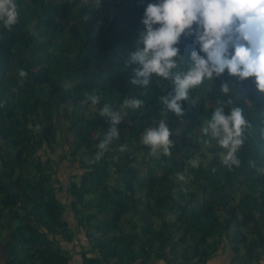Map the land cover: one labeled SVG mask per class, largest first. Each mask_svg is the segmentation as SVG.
Listing matches in <instances>:
<instances>
[{
	"label": "trees",
	"instance_id": "obj_1",
	"mask_svg": "<svg viewBox=\"0 0 264 264\" xmlns=\"http://www.w3.org/2000/svg\"><path fill=\"white\" fill-rule=\"evenodd\" d=\"M157 2L15 0L18 22H0L4 264H70L67 245L78 240L80 264H211L221 250L230 251L231 264H264V93L254 77L240 80L225 70L191 89L177 117L160 102L174 90L171 79L153 74L147 85L132 83L144 79L131 57L143 47L145 8ZM195 29L175 45L173 72L187 71L193 51L205 56ZM125 99L144 104L121 112ZM106 104L121 113L118 124L99 114ZM218 105L226 115L240 107L247 122L238 167L222 164L226 150L201 131ZM60 116L73 136L65 159L77 165L66 186L53 157L63 144ZM161 119L172 132L170 155H152L140 142ZM113 127L118 138L97 160Z\"/></svg>",
	"mask_w": 264,
	"mask_h": 264
},
{
	"label": "clouds",
	"instance_id": "obj_2",
	"mask_svg": "<svg viewBox=\"0 0 264 264\" xmlns=\"http://www.w3.org/2000/svg\"><path fill=\"white\" fill-rule=\"evenodd\" d=\"M18 15L15 0H0V22L5 28L15 25ZM142 23L145 26L141 33L143 47L132 54L131 59L142 65V69L136 70V76L144 79L133 80L132 83L147 85L153 74L165 80L171 79L174 90L168 96L160 97V102L177 117L184 114L179 102L189 99L191 89L201 85L205 79L212 80L214 74L219 77L225 70L240 80L254 77L258 91L264 93V0H158L146 6ZM194 23V43L200 46L205 56L193 51L190 57L192 63L187 71L173 72L179 53L175 45L181 34H193L191 29ZM156 25L158 27H154ZM186 30L189 31L186 33ZM19 75L25 77L27 73L21 70ZM220 90L228 94L229 83L223 82ZM88 99L93 104L98 101L94 95ZM143 104V100L125 99L121 112L127 108H140ZM99 114L110 116L113 125L122 119L121 113L114 112L108 104ZM246 124L240 107H232L226 115L218 105L201 129L205 135L215 138L221 149L226 150L221 153V162L229 168L239 166L240 161L235 154L243 143L242 134ZM171 135V129L161 119L158 127H149L144 131L140 142L150 146L152 155H157L160 150L164 155H170ZM112 138H118L115 127L99 143L97 160L107 151ZM210 142L205 140L202 143L208 145ZM126 149L127 145L122 144L119 151L123 153ZM189 163L193 168L198 166L195 159ZM177 175L180 180L184 179L182 174Z\"/></svg>",
	"mask_w": 264,
	"mask_h": 264
},
{
	"label": "rangeland",
	"instance_id": "obj_3",
	"mask_svg": "<svg viewBox=\"0 0 264 264\" xmlns=\"http://www.w3.org/2000/svg\"><path fill=\"white\" fill-rule=\"evenodd\" d=\"M57 125L60 127V134H61V142L63 143L59 148L56 155H54V159L56 160L55 168L57 170V176L61 180L64 186H66L67 182L69 181V176L74 175L76 173L77 165L72 164L68 159H65L66 155L68 154V149L72 145L73 136L70 131L69 123L64 116H60L57 120ZM62 138L64 139L62 141ZM79 182L78 179H76ZM63 197H65V193H61ZM66 218H70L69 215ZM62 245H65V241L61 240ZM78 244H70L67 245L70 252H72L73 260L70 264H80V255L78 252L80 251V243H83L81 240L77 242ZM0 264L5 263V249L4 247L0 248ZM221 250L218 254V258L213 260L211 264H231L232 263V255L229 250L223 251ZM156 264H164L162 262H157Z\"/></svg>",
	"mask_w": 264,
	"mask_h": 264
}]
</instances>
